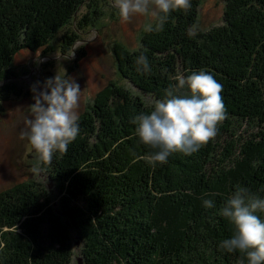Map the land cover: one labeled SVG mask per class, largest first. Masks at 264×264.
<instances>
[{
  "label": "trees",
  "instance_id": "trees-1",
  "mask_svg": "<svg viewBox=\"0 0 264 264\" xmlns=\"http://www.w3.org/2000/svg\"><path fill=\"white\" fill-rule=\"evenodd\" d=\"M89 1L0 0V84L19 52H44L58 34L68 33L60 40L67 54ZM190 2L170 11L160 30L156 19L140 50L115 52L139 97L120 88L97 97V111L79 118L67 152L53 154L47 173L61 208L38 185L0 193V264H71L74 239L84 264H247L245 254L220 247L236 231L220 210L237 186L264 199V0H227L222 25L204 34L196 32L203 0ZM141 54L149 72L137 71ZM201 70L223 86L227 118L198 152H176L153 166L147 157L154 150L131 121L154 111L144 98L164 100L178 76ZM185 93L187 85L176 92Z\"/></svg>",
  "mask_w": 264,
  "mask_h": 264
},
{
  "label": "clouds",
  "instance_id": "clouds-1",
  "mask_svg": "<svg viewBox=\"0 0 264 264\" xmlns=\"http://www.w3.org/2000/svg\"><path fill=\"white\" fill-rule=\"evenodd\" d=\"M121 20L126 22L134 15H150L157 18L155 30L162 29L172 10L191 8L190 0H114ZM152 31L151 24L146 26ZM191 34V29L189 30ZM137 71H150L147 57L141 54L136 59ZM166 71V69H165ZM65 73V72H64ZM177 88L166 90L167 98L154 102L150 115L140 114L131 121L137 125L136 133L143 144L154 151L147 159L155 166L166 163L169 156L180 152L192 155L212 141L217 135L218 125L226 116L221 95L223 86L212 74L201 70L186 79L178 76ZM190 93L177 95L185 86ZM42 89V90H40ZM34 104L28 108L32 118L26 121L27 128L21 133L30 141L38 154V160L50 164L57 151L66 153L70 143L79 134L80 85L75 78L61 76L60 70L54 78L43 84L37 81L32 87ZM38 171V166L33 169ZM205 208H213L212 200L203 201ZM257 213H264V199L254 195L245 187L237 186L220 210L235 227V235L224 239L222 249L245 254L247 264H264V220ZM240 264H244L241 259Z\"/></svg>",
  "mask_w": 264,
  "mask_h": 264
},
{
  "label": "rangeland",
  "instance_id": "rangeland-1",
  "mask_svg": "<svg viewBox=\"0 0 264 264\" xmlns=\"http://www.w3.org/2000/svg\"><path fill=\"white\" fill-rule=\"evenodd\" d=\"M226 1L203 0L196 27L198 34L222 25ZM88 4L76 16L75 23L81 34H75L77 38L67 54L63 55L64 45L60 40L68 33L58 34L45 49L47 51L44 50L45 53L19 52L11 62L9 81L0 84L1 98L13 92L19 94L11 95L7 102L0 103V193L17 186L38 185L48 192L55 211L61 208L63 200L57 195L56 182L47 173V166L51 167V163L39 161L27 136L21 138V133L27 128L26 121L32 118L28 108L34 104L31 87L37 81L43 84L46 79L54 78L59 70L61 76L66 73L67 77L75 78L81 89L77 112L80 119L87 116L88 120L94 106L97 111L96 105H100L97 97L105 93L109 97L120 88L121 93H127L128 97L138 96L139 90L121 77L115 52L140 50L146 26H153L157 19L137 14L124 22L114 0H90ZM84 19L88 24L85 27L81 22ZM144 99L145 103L154 105L148 98ZM249 133H252L251 129ZM37 166L39 170L34 171ZM80 250L81 244L74 239L71 264H84Z\"/></svg>",
  "mask_w": 264,
  "mask_h": 264
}]
</instances>
